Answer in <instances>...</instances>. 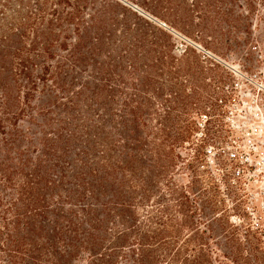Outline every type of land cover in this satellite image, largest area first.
<instances>
[{
	"label": "trees",
	"instance_id": "16d2710c",
	"mask_svg": "<svg viewBox=\"0 0 264 264\" xmlns=\"http://www.w3.org/2000/svg\"><path fill=\"white\" fill-rule=\"evenodd\" d=\"M153 1L216 28L221 44L234 4L263 2ZM93 6L0 0V264L249 262L220 197L232 191L220 146L223 186H212V124L224 126L213 118L229 97L222 76L209 91L211 72L227 65L194 45L180 51L138 14ZM218 237L234 250L214 256Z\"/></svg>",
	"mask_w": 264,
	"mask_h": 264
},
{
	"label": "rangeland",
	"instance_id": "374dc122",
	"mask_svg": "<svg viewBox=\"0 0 264 264\" xmlns=\"http://www.w3.org/2000/svg\"><path fill=\"white\" fill-rule=\"evenodd\" d=\"M261 1H263L262 4L256 3L258 9H253L252 12L241 10L234 4V12L228 24L227 42L224 41L221 44L219 34L215 33L216 28L198 30L195 24L184 23L179 18L174 19L171 13L165 11L163 6L153 0H94V8L105 7L116 14L126 11L130 20L138 14L144 18L140 19V22L144 23L148 20L154 25L169 30L174 35L173 41L180 51L187 45H194L201 56L214 57L227 65L226 70L212 67L211 72L212 88L209 91H215L218 84L216 79L222 76L224 84L217 91L227 99L229 97L226 102L222 103L221 113L223 114L215 115L213 118L222 119L224 126L218 133L215 132L218 129L217 123L212 124V136L216 139L212 143L210 155L214 177L212 186L217 182L223 186L222 180L217 179L222 174L217 160L219 146L226 151L231 148L238 152L248 150L255 152L253 146L258 145L259 153L264 154V90L258 89L256 85L257 83L264 84V0ZM241 12L246 16L243 26L233 21V18ZM248 21L253 22V25L246 26ZM242 29L250 30V33L241 32ZM33 128L38 129L36 126ZM239 155L240 153L237 155L238 159L232 161L227 156L228 169L232 176L228 183L232 188V193L227 194L228 189L224 187V190L221 188L224 192H221L220 197L224 198L223 205L225 204L226 207L225 213L229 214L230 223L241 229L239 237L243 256L246 257V261L250 259L249 262L244 261L241 264H255L253 260L256 254L255 247H258L259 253L264 255V212L260 205L262 199L260 182L256 174L242 175L241 172L237 175L234 172L235 166L241 165ZM235 195L238 196V200ZM238 205L240 214L236 210ZM222 241V237L212 238L214 256L221 248L227 252L234 250L233 241L229 240L227 248L217 244ZM212 264H220V262L213 260ZM257 264H264V259Z\"/></svg>",
	"mask_w": 264,
	"mask_h": 264
},
{
	"label": "built area",
	"instance_id": "2783aa9c",
	"mask_svg": "<svg viewBox=\"0 0 264 264\" xmlns=\"http://www.w3.org/2000/svg\"><path fill=\"white\" fill-rule=\"evenodd\" d=\"M256 85L258 89L264 90L263 83H257ZM253 149L255 150V152H252L251 150L238 152L235 149L231 150V148L229 151H226L225 149V152H226V156H229L231 161L234 159H238L237 155L238 153H240L239 162L241 163V165H236L234 169L235 170L234 172H236L237 175H240L242 172V175L250 174L251 176L253 174H256L257 177H259L257 180H259L260 182V189H261L260 194L262 197L260 201L261 202L260 205L264 212V154L259 153L258 145H254Z\"/></svg>",
	"mask_w": 264,
	"mask_h": 264
}]
</instances>
